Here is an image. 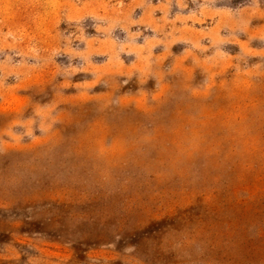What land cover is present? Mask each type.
I'll list each match as a JSON object with an SVG mask.
<instances>
[{
  "label": "rangeland",
  "instance_id": "rangeland-1",
  "mask_svg": "<svg viewBox=\"0 0 264 264\" xmlns=\"http://www.w3.org/2000/svg\"><path fill=\"white\" fill-rule=\"evenodd\" d=\"M0 264H264V0H0Z\"/></svg>",
  "mask_w": 264,
  "mask_h": 264
},
{
  "label": "clouds",
  "instance_id": "clouds-1",
  "mask_svg": "<svg viewBox=\"0 0 264 264\" xmlns=\"http://www.w3.org/2000/svg\"><path fill=\"white\" fill-rule=\"evenodd\" d=\"M133 23H135V22L133 21Z\"/></svg>",
  "mask_w": 264,
  "mask_h": 264
}]
</instances>
